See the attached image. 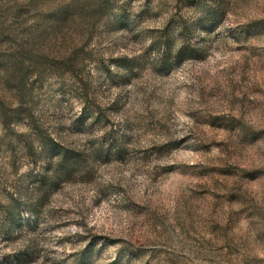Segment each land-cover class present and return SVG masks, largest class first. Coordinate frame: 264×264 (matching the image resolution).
Instances as JSON below:
<instances>
[{"label":"rangeland","instance_id":"rangeland-1","mask_svg":"<svg viewBox=\"0 0 264 264\" xmlns=\"http://www.w3.org/2000/svg\"><path fill=\"white\" fill-rule=\"evenodd\" d=\"M0 264H264V0H0Z\"/></svg>","mask_w":264,"mask_h":264},{"label":"trees","instance_id":"trees-1","mask_svg":"<svg viewBox=\"0 0 264 264\" xmlns=\"http://www.w3.org/2000/svg\"><path fill=\"white\" fill-rule=\"evenodd\" d=\"M71 172V169H69L68 166H62V168L53 175L50 179H42L41 180V185L46 187V184H52L58 182L63 176L66 174H69ZM44 200V196H39L38 201L42 202ZM32 212H34V209H32Z\"/></svg>","mask_w":264,"mask_h":264}]
</instances>
